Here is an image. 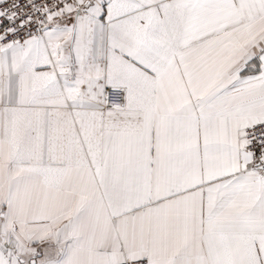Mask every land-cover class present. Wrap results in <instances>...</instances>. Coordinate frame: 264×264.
Returning <instances> with one entry per match:
<instances>
[{
  "label": "snow or ice",
  "instance_id": "1",
  "mask_svg": "<svg viewBox=\"0 0 264 264\" xmlns=\"http://www.w3.org/2000/svg\"><path fill=\"white\" fill-rule=\"evenodd\" d=\"M0 264H264V0H0Z\"/></svg>",
  "mask_w": 264,
  "mask_h": 264
},
{
  "label": "built area",
  "instance_id": "2",
  "mask_svg": "<svg viewBox=\"0 0 264 264\" xmlns=\"http://www.w3.org/2000/svg\"><path fill=\"white\" fill-rule=\"evenodd\" d=\"M20 2H21V3H23V2H24V0H20Z\"/></svg>",
  "mask_w": 264,
  "mask_h": 264
}]
</instances>
